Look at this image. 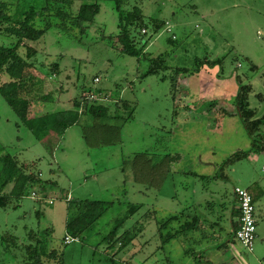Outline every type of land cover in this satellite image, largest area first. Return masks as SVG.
<instances>
[{
  "label": "rangeland",
  "instance_id": "obj_1",
  "mask_svg": "<svg viewBox=\"0 0 264 264\" xmlns=\"http://www.w3.org/2000/svg\"><path fill=\"white\" fill-rule=\"evenodd\" d=\"M5 1L16 10L45 0ZM82 1H74L72 10ZM94 1L100 12L83 31L75 27L70 34L54 26L19 47L27 61L21 93L31 99L32 115L75 108L82 95L95 98L86 110L93 103L106 105L103 115L86 111L58 140L44 142L0 91V192L1 182L12 178L3 162L7 154L16 162L15 175L23 165L25 173H42L41 183L13 199L17 206L0 207V264H24V246L34 242L30 231L39 237L47 228L48 246L57 256L46 258V264H214L204 260L199 243L218 238L213 221L221 207L233 205L235 186L261 193L257 205L254 201L253 250L236 238L230 248L239 249L244 264H264V207L259 208V201L264 203V0H124L122 9L138 6L149 25L144 32L132 29L138 46L147 40L146 56L120 50L115 0ZM154 19L166 22L158 32ZM15 41L0 32L1 45ZM28 45L35 48L32 57ZM160 53L171 66L164 72L168 76L163 79V71L145 76L150 58ZM177 66L189 71L179 75L175 89L171 76ZM10 80L4 70L0 85ZM242 82L251 84L250 107L263 117L258 128L263 146L226 163L237 150L253 147L236 105ZM40 91L53 93L54 100L44 103ZM125 100L129 104L123 106ZM20 190L21 184L8 182L3 192ZM70 199L111 204L74 238L66 231ZM131 209L110 244L107 235ZM204 210L209 221L200 215ZM195 217L200 221L193 223ZM185 220L190 225L182 231ZM127 230L133 236L123 246L120 237ZM7 233L17 238V246H7ZM222 235V242L230 238L229 231Z\"/></svg>",
  "mask_w": 264,
  "mask_h": 264
},
{
  "label": "trees",
  "instance_id": "obj_2",
  "mask_svg": "<svg viewBox=\"0 0 264 264\" xmlns=\"http://www.w3.org/2000/svg\"><path fill=\"white\" fill-rule=\"evenodd\" d=\"M74 1L76 0H45L44 3L30 5L27 9L19 7L14 10L13 4L0 0V32L15 36L16 41L12 45H1L0 44V75L4 72L9 73L11 80L0 85V91L9 102V104L14 108L18 114L22 123L26 124L28 128L44 142H48L52 138H57L63 136L64 132L71 127L76 122L80 121V114L89 111V114L93 116L103 115L108 107L102 104H91L86 110V107L90 101H95V98H90V96H81L80 101H75V108L70 109H59L53 111H47L41 114L32 115L30 113L31 99L25 94L21 93L23 83L21 81L23 69L27 66V61L25 58L21 57L18 49L21 45L26 44L28 41H36L42 37L50 28L56 27L64 32L70 33L75 27H80L81 31L87 27L88 24L94 22L96 15L100 12V4L98 1H82L77 8V10H72ZM80 1V0H79ZM116 9L118 12V39L121 43V48L123 52L133 55L140 56L144 54L147 40L141 41L142 44L138 46L135 36L132 33V29L140 27L141 31L149 27L143 19V14L141 8L135 6L133 9L124 10L122 5L124 0H115ZM39 22V23H38ZM151 25L153 26L155 32L160 31L166 25L165 21L152 20ZM144 32V31H143ZM170 41H174L173 37L169 38ZM27 45V44H26ZM35 54V48L28 45V57H32ZM145 56L147 55L144 54ZM166 58L164 53H160L157 57H151V65L149 69L144 74L159 73L163 71L162 78H166L168 75L164 74L171 68V66L165 62ZM197 58L195 61V67L199 63ZM214 65H217L216 61H213ZM189 69L187 67L177 66L174 69V75L171 76L172 85L175 89L178 87V77L181 73H187ZM95 78V77H94ZM41 82V81H40ZM252 91V86L250 83L242 82L238 90L236 97V105L238 112L245 128L253 139V147L247 150H237L226 160V163H231L242 159L247 156L252 148L262 147L263 137L258 133V128L260 123L263 121L262 116H257V111L250 107L249 94ZM99 91H95L93 96H98ZM262 98V95L259 94ZM40 100L45 102H51L54 100V95L51 92L42 93L40 91ZM84 101L82 104L81 102ZM128 101H124V105H127ZM82 107V108H81ZM48 144V143H47ZM5 164V170L9 171L8 175L12 178L1 182L0 192V207H7L12 204L13 199L20 200L22 196L27 194L28 187L42 182L40 177L42 173L38 171L37 173H25L23 167L20 166L18 173L15 175L16 162L7 154L3 158ZM14 183L21 184V190L17 195H12L10 192H3L6 184ZM250 190V189H249ZM251 192V191H250ZM253 196V195H252ZM254 199V197H253ZM13 206L17 204L13 203ZM111 202L104 200H76L70 199L68 201V217L66 220V231L68 234L72 235L74 238L79 237L85 230L90 228L96 220H98L110 206ZM134 210L131 209L130 213L126 214L122 219L117 220V226L107 235L109 243H114V236L116 235L117 228L123 223L129 216L133 214ZM200 221L199 217L193 219V223ZM190 225L187 220L184 225H181L182 231ZM180 228L176 231L179 232ZM237 229V227H235ZM235 229V230H236ZM176 233L168 235L165 239H171L176 235ZM51 234V229L48 228L40 233L39 237L36 233L30 231V238L34 240L33 243L26 244L24 246L25 259L24 264H46V258L54 259L57 256V251L51 249L49 245V235ZM68 234L66 236H68ZM133 234L127 230L124 232L123 236L120 237L123 240V246L132 239ZM4 242L7 246H17V238L7 233L3 236Z\"/></svg>",
  "mask_w": 264,
  "mask_h": 264
},
{
  "label": "crops",
  "instance_id": "obj_3",
  "mask_svg": "<svg viewBox=\"0 0 264 264\" xmlns=\"http://www.w3.org/2000/svg\"><path fill=\"white\" fill-rule=\"evenodd\" d=\"M251 193L257 205V201H258L257 198L258 195L261 193V191H259L258 193L251 191ZM259 202H260L259 208L262 210V208L264 207V203L263 201H259ZM262 211H264V208ZM206 212L207 211L204 210V212L202 211L200 215L209 221L210 216H207ZM239 214L240 212H239L238 201L236 199V196L234 195L233 205L225 204L223 208L221 207L218 211L217 221H213V225H216L219 228V233H217L219 234L218 238L216 239L213 238L215 242L205 241L209 243L207 244V246H205V242L199 243V244L202 243L200 245L201 247L200 253L205 257L204 259L205 261L207 262L211 261L214 264H244L247 262V259L240 254L239 249L233 248L234 249L233 251L230 248V246H233L232 242H230L231 238H235V229H236L235 227H238L239 224ZM189 217L190 215H187V218ZM228 231L230 232V236L228 235L230 238L222 242L223 232L228 233Z\"/></svg>",
  "mask_w": 264,
  "mask_h": 264
},
{
  "label": "built area",
  "instance_id": "obj_4",
  "mask_svg": "<svg viewBox=\"0 0 264 264\" xmlns=\"http://www.w3.org/2000/svg\"><path fill=\"white\" fill-rule=\"evenodd\" d=\"M234 193L238 201L240 212L239 224L235 230V238L243 247L253 250L254 241L257 236L255 202L252 194L247 188L235 186ZM70 240L69 237H66V242H70Z\"/></svg>",
  "mask_w": 264,
  "mask_h": 264
}]
</instances>
